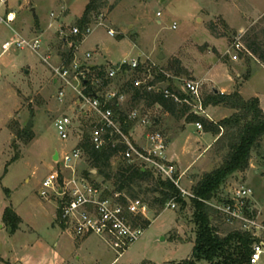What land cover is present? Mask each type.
Returning a JSON list of instances; mask_svg holds the SVG:
<instances>
[{
    "label": "rangeland",
    "instance_id": "rangeland-1",
    "mask_svg": "<svg viewBox=\"0 0 264 264\" xmlns=\"http://www.w3.org/2000/svg\"><path fill=\"white\" fill-rule=\"evenodd\" d=\"M89 1L7 0L4 6H0V13L11 10L18 15L12 26H0V208L18 209L23 220L16 237L9 227L8 231L0 233V246L4 239L9 241V251L17 247L19 253L27 254L41 236L50 241L51 247L57 244L51 235L53 227L61 228L57 208L62 198L50 193L44 199L41 192L43 182L53 171H60L63 179L72 177L73 171L57 164L54 158L70 152L77 144L78 134L70 141H63L55 123L61 116L74 115L87 131L89 128L87 119L76 106V90L63 81L55 68L62 67L61 53L71 47L73 29L78 27ZM262 20L264 0H109L100 15L93 16L92 32L76 49L74 60L82 70H89L97 62L104 63L109 69L125 59L141 57L154 76L164 73L176 84L179 81L171 79L175 73L170 68H176L179 61L188 75L178 78L183 81L206 79L201 83L203 98L215 90L229 95L239 92L246 100L259 98L264 110V64L243 47H236L240 42L244 46L242 36ZM109 30H113L116 36L111 37ZM19 38L28 43L40 40L42 56L29 46H14L8 52L3 50L5 43ZM62 40H67L68 46L63 45ZM87 53L93 55L92 59H86ZM42 57H49V63ZM66 67L70 72L69 81L80 88L74 78L73 66ZM169 83L166 81L162 87L166 88ZM61 92L65 94L64 99H60ZM130 99H126L125 112L138 107L153 121L151 130L160 131L168 138L173 139L182 122L187 121V117L177 119L171 116L159 105L145 107L140 103L135 106ZM233 111L220 106L211 115L219 120L232 115ZM200 113L199 117L210 120L206 112ZM191 115L196 116L191 112L187 116ZM156 120H159L158 124ZM30 121L32 125L28 133L31 135L28 136L25 131ZM143 132L139 126L135 128L139 137ZM194 136L201 137L197 132ZM226 155L227 150L215 144L193 172L196 174L195 170L207 162L211 163L207 171H214L222 166ZM182 160L184 163L191 158L184 155ZM121 161L122 158H114L113 166L117 167ZM75 169L84 175L91 165L84 158ZM202 176L185 177L181 181L182 188L192 194L193 186ZM95 183L101 185L102 179L97 178ZM243 188H250L253 192L246 200L263 226L260 240L264 241V138L252 152L250 169L231 176L221 188V198L230 200ZM186 201L188 206L185 209L179 204L172 209L168 203L159 216L148 210L146 218L151 225L124 253L116 252L95 235L90 236L92 245L81 249L73 246L74 243L65 236L63 239L68 244L59 251L67 256L68 264H109L115 259H118L115 264H181L192 258L197 236L195 208L189 197ZM212 204L222 205L223 202L213 201ZM213 216V225L221 236L245 230L242 222H230L221 212L216 211Z\"/></svg>",
    "mask_w": 264,
    "mask_h": 264
},
{
    "label": "built area",
    "instance_id": "built-area-1",
    "mask_svg": "<svg viewBox=\"0 0 264 264\" xmlns=\"http://www.w3.org/2000/svg\"><path fill=\"white\" fill-rule=\"evenodd\" d=\"M6 2L7 0H0V6H4ZM17 20L18 15L15 11L8 10L5 13H0V26L10 27ZM91 32L90 26L83 33L79 27H75L72 35L79 36L82 34L85 38ZM108 34L111 37L116 36L113 30H109ZM14 46H29L30 49L42 56L40 40L28 43L19 38L16 41L5 43L3 50L8 52ZM236 47L242 48L243 45L240 42ZM92 56L91 53H87L86 59L90 60ZM42 58L49 63V57ZM233 59L238 60V57L233 56ZM66 66L67 64L63 62L62 67L55 68V71L63 81L76 90L78 94L76 106L82 111L83 118L87 119L89 131H87V127L79 123L80 121L74 115H64L56 121L57 133L63 141H70L75 134H78V141L73 149L63 156L58 155L59 159L57 160V164H61L67 170H72L73 175L70 179H63L60 171H53L43 182L41 197L47 199L50 193H54L62 198L58 206L59 220L71 236L83 239L95 235L116 252L123 253L137 243L146 231L142 226H136L131 222L128 215L141 216L147 219L149 207L141 201L130 199H128V205L125 207L117 200L121 194H115L114 198L107 197L103 187L92 183L83 174L77 173L75 166L84 158L87 159L84 148L85 141L88 138L90 144L97 151L110 147L116 149L115 158H122L129 165L149 170L157 178L173 182L181 190L184 197L193 198L191 193L182 188L178 168L168 158L169 138L160 131H152L153 121L138 107L129 113L125 112V121L122 122L112 105L117 101V106L125 111L126 99L130 97V101H132V96L120 93V88L115 83V80L124 73L129 76V80L135 89L163 94L165 98L173 100L176 104H186L191 108V113L199 116L201 111L205 112L201 84L194 80L183 81L175 76L171 78L179 81L177 84L173 81L175 89L163 88L164 83H154L155 76L146 66V62L138 57L125 59L109 69L104 67L105 76L100 78L92 76L90 70H82L74 60L71 66L75 69L74 78L80 87L77 88L69 81L71 77ZM106 82H108L107 85H105ZM64 97V92H61L60 99H64ZM124 123L126 125L134 124L129 133L126 132ZM137 126L144 131L142 135L143 144L134 140V132ZM196 127L199 131L204 130L200 123H196ZM93 173L96 174L97 172L93 171ZM252 194L250 188H243L237 192L236 197L230 199L233 204L229 202L222 205H211L220 211L228 221L242 222L244 232L251 234L258 240L252 246L250 262L251 264H260L264 256V241L260 240L263 226L258 223L246 200ZM169 207L175 209L177 203L171 201ZM122 249L124 251L120 252Z\"/></svg>",
    "mask_w": 264,
    "mask_h": 264
},
{
    "label": "trees",
    "instance_id": "trees-1",
    "mask_svg": "<svg viewBox=\"0 0 264 264\" xmlns=\"http://www.w3.org/2000/svg\"><path fill=\"white\" fill-rule=\"evenodd\" d=\"M108 4L109 0L89 1L83 16L78 21V27L82 33L92 24L93 16L100 15V10L106 8ZM262 24H264V20L243 35L241 40L244 43L245 51L264 64V26ZM83 41L82 34L71 36V47L61 53L63 62L68 65L74 61L76 49ZM62 44L68 46L67 40H62ZM89 70L90 74L97 78L105 76L103 66L92 67ZM170 70L174 71L176 77L188 75L179 61L176 62V68H170ZM250 75L248 74V77ZM166 81L170 82L167 88L174 90V83L168 80L167 76L162 73L155 75L154 83H165ZM115 83L119 86L120 93L132 96L135 106L142 102L149 106L160 105L177 119L187 117L188 123L202 124L205 132L212 133L217 137L216 144L221 145L222 150H227L222 166L204 174L192 188L194 197L189 199L195 208L194 219L197 225V236L192 258L181 264H251L252 246L258 240L243 231H234L226 236H221L218 228L213 225L215 220L213 213L220 211L211 204L213 201L233 204L231 200L221 198V188L234 174L246 173L250 169L252 152L264 138V110L259 98L245 100L239 92L229 95L214 91L204 98L205 109L210 106H225L234 110L231 117L214 122L199 116H187L191 111L189 106L176 104L173 100L165 98L163 94L135 89L129 76L124 73L115 80ZM182 97L185 98L184 95ZM112 108L124 122L126 113L117 106V101L113 103ZM133 125L131 123L124 125L127 133L133 128ZM25 134L31 135L27 129ZM84 148L91 165V169L85 171L84 176L92 183H95L97 178L102 179V184L99 186L103 187L105 196L114 198L115 194H121L117 200L125 207L128 205V199L141 201L149 207V210L155 212V216L162 214L166 205L171 201L181 205L183 209L187 208L186 197L173 182L157 178L151 171L129 165L123 160L117 167H114L113 160L117 155V150L110 147L97 151L90 144L88 138ZM93 171L97 173L94 174ZM142 196L147 197L142 198ZM128 218L136 226H142L145 230L151 225L150 220L141 216L128 215ZM4 223L10 228L12 234L19 229L21 219L13 208L8 207L5 210ZM0 264L8 263L0 258ZM142 264L151 263L144 262Z\"/></svg>",
    "mask_w": 264,
    "mask_h": 264
},
{
    "label": "crops",
    "instance_id": "crops-1",
    "mask_svg": "<svg viewBox=\"0 0 264 264\" xmlns=\"http://www.w3.org/2000/svg\"><path fill=\"white\" fill-rule=\"evenodd\" d=\"M83 16V15H82ZM81 16V17H82ZM80 17V18H81ZM215 38V37H214ZM217 39V38H216ZM108 58L105 57V60ZM96 66H103L104 63L97 62L94 64ZM189 69V68H188ZM190 72H194L190 70ZM194 75V74H193ZM196 78L197 75H194ZM200 84L203 83L206 79L205 78H199ZM219 92V91H218ZM223 94H227L224 91H222ZM243 97V96H242ZM244 98V97H243ZM245 99V98H244ZM246 100V99H245ZM142 104L145 107H150L148 104L142 102ZM261 107H262V102L260 101ZM154 106V105H153ZM160 106V105H159ZM220 106H210L206 108V114L210 118V121L214 122H219L222 121L226 118L231 117L234 114L231 115H225L223 118L216 120L214 117H212L211 113L213 110L219 108ZM263 109V108H262ZM232 110V109H231ZM186 117L182 118L185 119ZM159 120H156V123L158 124ZM200 134L199 137H195V133ZM211 136L212 133H207L205 131H199L196 127V123H188L187 121L182 122L181 128L179 130V133L175 135V137L172 139L171 137L169 138V149H168V158L172 160L175 165L178 168V171L180 173L181 181L185 178L188 177L189 175H204L206 173H209L207 171V168H211V163L207 162L205 166L202 168H199L198 170H195L196 174L193 172L194 168L198 167V164L205 158L208 157L209 152L212 150L214 145L217 142V137L211 136L210 139H207V136ZM134 140L139 143L143 144L144 140L143 137H139L135 132H134ZM181 141V142H180ZM189 156L191 158L190 161L184 162L183 163V156ZM213 171V169H212ZM210 171V172H212ZM197 177V176H196ZM195 177V179H196ZM194 178V177H193ZM199 177L197 181L200 179ZM196 181V183H197ZM7 208H0V233H4L5 231H8L7 226L4 223V213ZM58 209V208H57ZM16 214L20 217L21 223H23V220L21 218V213L18 211V209H14ZM58 218V215L56 216ZM20 232V227L19 229L13 234V236L16 237V235ZM53 240L57 242L55 247H51L49 244L48 239H43V237H39L38 240L32 245L31 251H27V254H22L19 253L18 250L16 249L17 247L11 249L9 251V241L3 240L1 243L2 245L0 246V258H2L6 263L8 264H68L69 260L66 255H63L60 251L59 248H61L63 245L66 246L68 244L67 241H64V237L68 236L69 241H71L73 246H79V249H81L85 245H92V242H90V236L85 237L83 239L81 238H74L71 236L68 232H66L65 228L61 225V228H55L53 227ZM146 232V231H145ZM26 248V247H25ZM127 251V250H126ZM125 251V252H126ZM37 253L36 256H34V253ZM124 253V252H123ZM122 255V254H121ZM264 259V256H263ZM262 259V262H263ZM118 259H115L111 261L109 264H115ZM260 264H263V263Z\"/></svg>",
    "mask_w": 264,
    "mask_h": 264
},
{
    "label": "water",
    "instance_id": "water-1",
    "mask_svg": "<svg viewBox=\"0 0 264 264\" xmlns=\"http://www.w3.org/2000/svg\"><path fill=\"white\" fill-rule=\"evenodd\" d=\"M161 58H163V55H161ZM215 93H218V91L215 90ZM31 125H32V122L30 121V122L28 123V126H27V131H30V130H31ZM58 159H59V156H58V155L55 156L54 160L57 161Z\"/></svg>",
    "mask_w": 264,
    "mask_h": 264
}]
</instances>
